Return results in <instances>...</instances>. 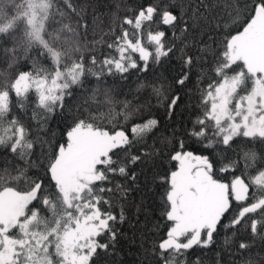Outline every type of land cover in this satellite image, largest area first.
<instances>
[{
  "label": "snow or ice",
  "instance_id": "snow-or-ice-1",
  "mask_svg": "<svg viewBox=\"0 0 264 264\" xmlns=\"http://www.w3.org/2000/svg\"><path fill=\"white\" fill-rule=\"evenodd\" d=\"M86 12L73 0H0V264H100L126 220L114 201L139 187L131 166L165 154L170 167L153 177L165 229L151 248L156 264H200L189 261L191 250L210 248L221 233L240 264H264V251H252L264 242V0H153L133 16L115 13L92 42ZM201 25L219 46L177 49ZM98 45L110 50L102 58ZM177 53L181 74L171 85L138 77L140 103L107 83ZM197 68L190 124L161 134L162 147L148 145L160 119L129 122L152 97L174 121L191 98L169 90L186 88ZM105 119L111 128L98 123ZM242 232L250 239L237 240Z\"/></svg>",
  "mask_w": 264,
  "mask_h": 264
},
{
  "label": "trees",
  "instance_id": "trees-1",
  "mask_svg": "<svg viewBox=\"0 0 264 264\" xmlns=\"http://www.w3.org/2000/svg\"><path fill=\"white\" fill-rule=\"evenodd\" d=\"M153 0H89L91 6H87L85 0H73L78 7H87V12L84 15V20L90 25L87 31V41L92 42L98 40L103 32H106L112 22L113 15L119 13V16H133L142 6L152 3ZM187 3V0H183ZM117 34L119 30L117 29ZM179 34V33H178ZM112 37L105 36V40H109ZM168 39H172L169 34ZM220 37L214 35L212 29L206 25L195 27L191 31L185 34L183 42L179 39L175 41L177 49L182 47V43L186 42L188 47L185 51L196 54L200 48L204 45L211 47H218ZM213 40L217 43L213 44ZM110 50L105 47L97 46L95 55L98 58H102L104 54ZM90 53H86L88 55ZM206 68L212 67V59L209 57ZM181 69V63L179 60V53L173 56L170 60L162 62L160 65L152 66L149 73H137L132 70L128 74L127 80H120L119 77H108L107 83L113 88V91L120 99L125 97L132 100L133 103H140L143 101V97L139 100L136 99V83L139 76L148 75L150 78H159L164 81L165 85H171L176 77H178ZM199 68L192 74L191 80L187 87L180 89L173 87L169 90V95L173 92H183L191 98L190 101L186 100L185 105H181L183 111L178 110L174 121H167L164 118V108L161 107L155 97L150 100V107L145 108L141 113L135 115L133 120L129 122L140 123L144 119L155 117L160 119L161 126L157 132L156 137L148 139V145L156 144V147H162L159 143L158 137L163 134L171 137L173 128L177 130V134H180L183 127L190 124L192 116V108L186 107V105H195L198 98L196 93L197 87V72ZM207 81H205L206 83ZM80 97L77 95V99L71 101L75 104ZM119 106L117 111H119ZM122 119V118H120ZM101 126L111 128V124L108 121H98ZM57 133L60 132L63 125L53 122L50 125ZM127 128L128 125H125ZM140 147V146H137ZM136 149H133L135 152ZM37 155H39V148L37 149ZM174 163V162H172ZM139 176V187L136 191L129 194V197L125 201L115 200L112 211L114 214L119 215L121 203L124 208L126 220L123 224L117 225V230L121 234L119 242L112 253H110L106 259L100 264H156L155 257L151 254V248L153 241L159 239V235L162 234L165 229L163 227V221L160 218V200L158 193L163 189L158 186L157 183H153V177L163 173L170 167V163L167 160L166 154L162 157L155 158L154 161L147 162L145 164L131 166ZM35 171V170H34ZM123 182V179L116 177L114 183ZM160 224L161 227L157 230L156 225ZM249 240L250 237L241 233L237 240ZM224 234L216 237V242L207 249L194 248L189 253L188 259L190 262H195L199 259L200 264H240L242 257L239 255L237 245L233 244L230 249L224 246ZM253 253L264 251V242L256 239Z\"/></svg>",
  "mask_w": 264,
  "mask_h": 264
}]
</instances>
